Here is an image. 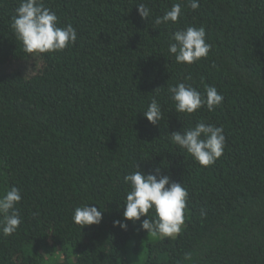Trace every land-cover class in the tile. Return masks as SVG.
<instances>
[{
  "label": "trees",
  "instance_id": "obj_1",
  "mask_svg": "<svg viewBox=\"0 0 264 264\" xmlns=\"http://www.w3.org/2000/svg\"><path fill=\"white\" fill-rule=\"evenodd\" d=\"M19 3L0 0V192L16 187L22 197L18 230H0V264H264V0H199L160 25L182 0H43L77 39L40 55L25 53L11 27ZM189 26L203 27L211 45L190 66L168 52L171 35ZM179 83L202 96L215 87L223 102L178 113L168 87ZM153 98L155 126L143 116ZM197 122L225 135L223 155L206 168L169 136ZM136 166L188 190L175 238L148 241L140 222L113 226ZM83 204L103 210L99 225L74 224Z\"/></svg>",
  "mask_w": 264,
  "mask_h": 264
},
{
  "label": "clouds",
  "instance_id": "obj_2",
  "mask_svg": "<svg viewBox=\"0 0 264 264\" xmlns=\"http://www.w3.org/2000/svg\"><path fill=\"white\" fill-rule=\"evenodd\" d=\"M186 4L192 10L199 8V0H182L173 4L162 17H157L155 23L175 24L181 16L182 6ZM138 14L144 20L150 16V9L145 4L138 5ZM12 29L17 39L22 43L27 54H46L62 52L74 44L77 33L71 24L58 26V17L54 11L44 6L43 0H20L15 9ZM211 45L206 42V32L203 27L176 30L170 37L168 52L177 64L192 65L206 58ZM206 95L202 96L191 85L179 83L169 86V98L174 102L176 112L192 115L206 106L213 111L223 102V95L215 87H207ZM143 116L152 125H157L162 119V111L155 98L152 99ZM173 144L190 155L202 167L213 165L224 152L225 135L223 128L212 124L197 122L194 127L182 131H174L170 135ZM145 174L136 166V170L124 177L129 186L123 211V220L114 221L113 226L126 231L128 222H140V228L152 237L162 236L175 238L185 223L188 190L181 184L172 182L167 175ZM22 197L16 187L0 192V230L4 236L14 234L21 223L17 205ZM92 204L76 207L72 220L81 229L99 225L103 219V210H98ZM154 213L155 218L149 217ZM201 210V215H204ZM142 217H147L141 220Z\"/></svg>",
  "mask_w": 264,
  "mask_h": 264
},
{
  "label": "rangeland",
  "instance_id": "obj_3",
  "mask_svg": "<svg viewBox=\"0 0 264 264\" xmlns=\"http://www.w3.org/2000/svg\"><path fill=\"white\" fill-rule=\"evenodd\" d=\"M27 65H28V61H27V63H23L20 66L25 70L26 73H29V70L27 68ZM158 238H162V236H157V237L150 236L149 239H148V241L156 240ZM146 242L147 241H145V240L137 241V242L133 241L132 246L133 247H137L139 250H138L137 254H132L131 255V257H130L131 260L136 261V260H138L139 257L144 256Z\"/></svg>",
  "mask_w": 264,
  "mask_h": 264
}]
</instances>
